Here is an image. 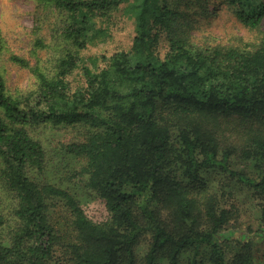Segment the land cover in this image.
<instances>
[{"label": "trees", "instance_id": "1", "mask_svg": "<svg viewBox=\"0 0 264 264\" xmlns=\"http://www.w3.org/2000/svg\"><path fill=\"white\" fill-rule=\"evenodd\" d=\"M44 1L63 11L60 37L73 47L54 73L11 56L36 76L28 94L9 90L0 62V177L14 198L11 218L0 214V264H264L250 239L222 237L234 206L197 191L204 170L235 176L261 200L255 235L264 241V0H221L260 31L251 49L189 43L185 33L212 0H197V14L182 0ZM121 6L135 24L131 50L98 71L82 66L86 84L72 92L68 77L84 62L81 50L108 36ZM34 45L49 44L36 37ZM5 46L0 36V51ZM49 125L84 135L65 148L85 160L74 177L86 178L109 219L94 221L69 188L41 179L47 155L31 130ZM238 148L253 174L232 168Z\"/></svg>", "mask_w": 264, "mask_h": 264}, {"label": "rangeland", "instance_id": "2", "mask_svg": "<svg viewBox=\"0 0 264 264\" xmlns=\"http://www.w3.org/2000/svg\"><path fill=\"white\" fill-rule=\"evenodd\" d=\"M196 1L182 0L180 6L183 8L189 2L192 11L197 14ZM227 7L221 0L211 1L209 14L200 17L196 28L190 33H185L193 47L204 49L235 46L251 49L260 42V31L243 26ZM62 12L44 0H0V36L6 45L0 51V62L11 92L28 94L38 86L32 70L15 63L11 59L12 55L24 57L30 65H36L40 60L45 71L54 73L57 60L63 51L73 47L70 43H62L60 37L65 22ZM113 20L114 24L108 36L89 39L88 45L81 50L84 62L68 77L72 92L86 84L84 66L90 67L93 71L107 68L112 62L113 54L131 50L136 33L134 20L125 13L124 6L113 12ZM36 37L42 38L49 45L45 48H36L34 45ZM168 46L169 38L164 33L158 45V54L164 56ZM31 132L43 144L47 155L46 170L41 179L69 188L94 221L102 222L109 219L110 213L104 200L85 186L86 178L82 177L79 180L74 177L76 170H80L85 160L68 152L65 145L83 138L84 135L79 129L49 125L32 129ZM231 140L242 147L238 139ZM240 154L241 149L238 148L232 156V168L253 174L250 163ZM201 179L197 191L201 193L215 191L224 207L229 209L234 206L237 210V217L232 218L230 225L222 231V237L227 241L234 238L250 239L256 250L264 256V241L255 235L260 224L261 200L253 194V190L221 168L202 171ZM12 204L13 195L6 190L0 177V214L5 215L6 219L12 216L10 210ZM150 241L151 235L147 234L137 248L139 256H143ZM229 250V253L233 254L235 248L230 247Z\"/></svg>", "mask_w": 264, "mask_h": 264}]
</instances>
